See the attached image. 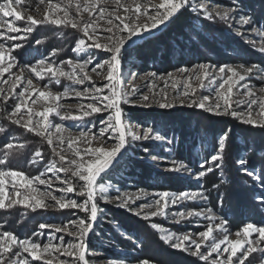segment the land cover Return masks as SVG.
<instances>
[{
    "label": "rangeland",
    "instance_id": "374dc122",
    "mask_svg": "<svg viewBox=\"0 0 264 264\" xmlns=\"http://www.w3.org/2000/svg\"><path fill=\"white\" fill-rule=\"evenodd\" d=\"M67 2L68 0H53V3H61L62 6ZM76 2L77 0H73V6L70 9V14L73 16V18L80 20L81 22H88L90 19H96L98 22L96 34L99 37L100 42L105 43V37L108 35V33L104 31V29L108 27L106 20L99 19L98 10L92 13L91 18L87 12H81L80 16L76 17ZM136 2L147 4L149 0H120L121 4L127 5L133 9L134 3ZM151 2L159 3L160 0H151ZM247 2L251 5L250 8L247 7L249 6ZM79 3L83 4L84 0H79ZM192 3L197 6L203 3L208 7L209 10L235 8L236 13H234V15H236V20L224 21L219 17H215L212 19V21L216 20L222 23V25L225 26L224 28L228 29L229 32L238 37L240 41L248 47V52H250L252 55L251 57H245V55L239 54V62L218 60L212 55H209L211 57V60L209 61L205 60L197 62L195 59L194 62H191L188 61L189 59L191 60V56L189 57L188 54H185L182 60H180V57H177L173 60L168 59V61H170L169 63H166V61H158L157 58L159 57L157 55L155 56L154 61L151 63L132 61L130 64H127V66L124 65V61L122 59L120 69L122 74V83L120 86L124 90H132L133 87L137 89L135 97H133V99L136 100V103L134 105H121L125 114V122L130 125L131 131L134 133L142 134L145 128H151L154 130V133H159L163 139L133 140L131 136L127 137L128 144L126 146V152L124 159L120 163H123L128 159L143 163L144 167H146V170L148 168L150 173H152L149 176V179H144L142 174L138 172V177H129L125 175L124 178H121L123 177L122 174L118 176L119 180L121 179L122 181L121 184L118 182V179L117 181L106 180L105 177L107 175H103L98 180V182H103L106 186L111 185V187H109V190L106 193V195L109 197L108 200L99 199V195L97 198L99 208L98 218L94 224L93 231L89 233L88 247L86 251V258L88 259L89 264H110V262L119 260H123L125 264H138V262L142 260H148L150 264H205L204 261L199 260L197 257H194L187 252L172 248L169 244L160 239V232L150 227L152 223H156L164 230L181 234L198 233L205 230L206 226L210 223H219V219L210 221L205 219L203 216L189 217L187 220L176 223L171 216V213L173 212H187L188 210L201 211L211 208L218 218L225 219V217L220 213L219 208L218 210L214 208L212 198L210 195L208 196L210 191L205 188L204 184L208 174L222 168L221 161L218 162L221 165L220 167H215L211 164H205V161L210 159L211 155L215 154V149L218 145L215 147V149L209 150L206 146L208 143H205L207 141H203V139L196 136L193 140V151L190 154V150L187 148V142H185V140L179 141L180 138L178 139L177 134L179 135L185 129L188 130L191 122H193V125L197 126H208L209 128H218L219 130L222 129L223 132L226 130L233 131V129L235 130L236 128H240L241 130V128H244L245 126L248 130L259 131V134H264V132L261 131L264 130V128L253 127L251 125L244 124L231 116L216 115L199 108L188 107L187 104L189 101L182 95L185 79L188 74L179 71L180 69L187 68L191 72L192 69L200 64L212 66L210 71H212L213 74H216L215 70L222 65L236 67L243 64L245 67H249L255 64L257 65L258 69H264V52L259 50L262 44H264V41H262L261 37L252 32L253 28H260L261 30H264V19L262 20L261 17L262 13L264 12V0H192ZM99 6L105 8L109 13L119 11L121 15H124L123 8L117 9L115 0H100ZM13 10L21 12L24 17V19L15 22L21 27L25 25L27 16H32L37 20H43L46 15L51 14L49 0H34L31 2L28 0H22L21 5H16L13 3ZM185 10L190 12L192 20L199 19L211 21L205 17L203 10L199 9L198 7L196 11H193L192 7H188L183 9L182 12ZM149 11L151 12L152 9H149ZM132 14L134 13H130V15ZM58 15L63 16V12L58 13ZM241 15L251 17L254 23L251 26L240 27L237 21ZM52 18H55V15H53ZM7 19L11 20L13 18L9 17ZM141 19L143 20V17ZM114 22L119 23V21ZM191 22L192 21L188 20L189 24H191ZM51 25L52 24L50 23H44L33 26V32L28 34L27 39L23 41H0V43H5L6 45H12L16 43L23 45L21 48H17L13 53L16 58V66L11 69L10 73H5L4 76L0 78V89L3 90V92H0V105L2 106V111L0 109V119L2 118L3 120L0 122V127H4L6 129L4 134L11 132L22 133V136H19L20 139H33V141L35 140L39 142L36 143L34 141L37 144V147L33 149V151H30L23 147H19L21 144H18L17 142L14 143L16 141V137L18 138V136L14 137L11 136V134H6V136L8 135L7 138H9L11 141H6L7 144H15L18 148H20L22 151L24 150V152L30 156V168L20 172H23L29 178L38 176L41 172H43L45 173V175L42 177L43 179L47 180L51 178L52 187H49L47 184L40 185L38 182H34V187L38 188L41 192L51 191L58 197L62 196L65 199H74L82 203L86 199V196H80L77 193L79 191V186L83 182L78 181L77 178H71L70 173L48 172L47 168L50 162H55L56 168H60L62 166L67 167V161H59V157L53 154V148H55L57 152H60L61 148H63L64 151L62 154H64L68 160L72 159V150H69L67 145L68 138L77 137L81 131H88L89 129H91V133L98 134L100 128L103 127L100 121L106 119L109 113H95L92 116L85 117L83 120H62L60 116L78 114L81 111L82 105L86 106L87 103L92 101L86 98L76 97L72 93H70V95L67 97L61 96V98L56 102L51 100L46 101L42 98H39V92L50 90L53 93H63L66 88L83 91L85 87H90L91 84L89 81H85L83 85H76L66 78H60V83L57 84L51 75L47 73L48 62H54L55 65L63 67L65 70H70L66 64H62L61 62L67 61L68 59H72L74 61L79 60L82 62L83 60L88 59L89 55L93 57L92 64H90L87 69L88 75L91 77V82L97 86H103L104 84L108 83L106 80L107 65H105L103 68H98L97 72H92L91 69L95 67L96 64H104V62L110 58L111 54L104 49L96 48L86 49L81 53L74 52L73 48L75 47V43L82 37V32L77 29H72L71 27L52 25L57 29L60 27L62 29L68 28L74 32L73 34H75V37H70L68 39L69 43L67 42L64 46H61L62 41L65 42V39H61L60 43L59 41L53 39L48 41L46 37H41V33L43 34L44 31L42 30ZM229 25H231V27H229ZM146 33L148 32H144L143 35ZM12 35L16 34L13 33ZM138 37L140 36L133 37V41H135ZM154 37L155 36L147 38L146 40L152 39ZM30 39H38V41L46 43L48 49L42 48L39 50L38 56L36 55L34 59L27 61L24 57H19L18 54L23 55V53H25V44ZM251 41H255V43H252ZM143 42L127 50H123V56L128 52V50L141 46ZM151 46L146 45L145 47H142L143 49H147ZM49 50L51 51L48 52ZM54 50L56 52L55 55H53L52 52ZM58 53L61 54L58 56ZM41 59L46 61L45 65L43 66L37 64V61ZM157 61L158 63H156ZM26 65H34L36 70L41 72L43 79L37 77L29 67H26ZM148 73H155L156 75L155 77H149L147 75ZM168 73H172V79L167 77ZM15 76H21L22 81L15 82V91H13V81ZM29 79L33 81V88H35L36 91L35 93H32L30 97L29 94H26L27 107L32 108L34 113L43 112L46 107H52L54 103H58L60 105L58 109L60 116L56 115L55 113H51L49 116L48 123L52 124L53 126L56 124L63 126L62 133L52 136V145H49L47 143V139L44 137L29 132L21 126L12 124L11 121L7 119L8 113L11 112L15 104L19 102L20 98L18 97V93L23 91V88L27 85V80ZM173 79L177 82L176 88H173L172 86ZM4 80H7L8 83H4ZM190 83L196 90V97H202L205 95L214 97L215 94L213 89L216 87V85L210 86L208 81L205 80V86L200 88V81L197 79H192ZM243 83H247L249 85L252 92L255 94V97H264V91H262V89H264V71L254 70L253 73L247 77L246 81L241 82V84ZM44 85H48V88H45ZM243 92L244 89L240 88L238 85L237 88L234 89L233 100H246L247 97L243 95ZM163 93L167 94V98L169 100H176L175 107L162 109L157 103L153 102V99H150L149 102H147L148 106H143L145 102L136 99V97L148 95L150 98L154 97L155 101H159ZM5 96L8 97L7 100H5ZM181 100L184 101L183 105L180 103ZM33 101H35V103H33ZM232 107L237 111H242L246 105H237L233 103ZM253 107L255 108L256 106ZM21 111L25 114L24 118L26 120L27 109L22 108ZM158 117L161 118L162 122L165 123V127H163L162 124H159L160 126L157 125L155 127V123L152 121V118H155L156 120ZM33 119L38 120L41 118L34 116ZM172 127L179 129L180 132L176 133V131H171V133L166 134L165 128L172 130ZM50 131L55 133V128L52 127ZM57 135H63L65 138V143L62 146L59 144V141L56 138ZM107 136L108 134H106L104 140L99 138L94 140L91 144V147H99L103 145L106 148H112L116 141L108 139ZM235 138L236 135H234L231 140L233 139V141H235ZM73 147H79L83 150L89 147V145L80 141L74 144ZM145 147L149 149L148 153L143 151ZM36 150L41 151L43 159L36 158V162L33 163L32 160ZM151 156H156L157 159L152 160ZM173 161L183 162L188 166L190 172L168 171L167 169L172 167ZM201 165H204V167L201 168ZM236 165L238 168H240L238 162ZM208 167H212L213 170L211 172H207L206 170ZM0 170H6V167L0 165ZM201 170L206 171V175L197 179L196 173ZM240 172L241 174H246L241 168ZM57 175L60 176L61 179L71 178L73 184L76 187V191L73 193H61L57 191V189L63 187L59 180L56 179ZM249 177L254 181L257 180L256 176ZM160 180H162V183ZM116 189H119V193H117ZM141 190L148 195L143 196L134 203L130 201L129 207H118L117 204L119 202L112 199L118 194L121 196H123L125 193L138 194L141 192ZM161 191H168L170 193H179L182 191L199 192L207 196V200H187L175 206L169 205L168 216L158 215L156 217L150 218L149 220L143 219L142 216L135 215V212L139 209L141 204L152 203L153 200L157 198L155 194ZM21 192L23 193L24 189H21ZM5 194L8 197V199L5 200L6 205L11 199L17 198L11 184L5 186ZM256 201L261 202L259 197L256 199ZM45 203L48 205L46 208H38L35 211H33L31 208L25 207L23 204L14 205L10 209H0V232L5 230L10 231L14 233L19 239L29 238L41 244L42 246L44 244H48L49 242L53 244H64L65 246L69 243H75L76 229L71 225H69V228L73 235H69L66 232L57 233L47 228L40 229L39 225L43 223L64 226L69 224V221H78L81 218H85L87 214L83 211H80L79 209H60L55 205V202L51 200H46ZM145 211H148V209H145ZM7 212L9 215H5V217L1 216ZM247 223H244L239 229H235L228 225L227 222L225 228L228 230L230 239H237L235 233L241 230L242 227ZM261 226L264 227V225ZM33 233H36V235L34 236ZM142 234L144 237H141L143 236ZM214 235H217L218 238L222 237V233L219 231L215 232ZM60 237H63L62 241L60 240ZM249 239H251L253 242L254 247L264 248V242L257 243L259 239L258 233H253ZM206 247L207 245L202 246V250H205ZM245 247H247V245H245ZM24 255L27 256V253ZM237 255H240V253L238 252ZM45 258L52 260L53 264H60L61 261H66L67 264H77L73 257L64 256L60 252H53L50 255H46ZM29 260H31L30 257ZM32 264H43V261H32ZM245 264H264V253H261L260 251L251 253L248 259L245 261Z\"/></svg>",
    "mask_w": 264,
    "mask_h": 264
},
{
    "label": "snow or ice",
    "instance_id": "6c2138e0",
    "mask_svg": "<svg viewBox=\"0 0 264 264\" xmlns=\"http://www.w3.org/2000/svg\"><path fill=\"white\" fill-rule=\"evenodd\" d=\"M13 3L21 5L22 0H0V41H23L27 39L28 34L33 32V26L50 23L56 26L71 27L82 32V37L75 43L73 51L76 53L84 52L86 49L96 48L104 49L109 52L110 58L104 62V64H96L91 69L92 72H97L98 68H103L107 65L106 80L108 83L103 86H97L91 82V77L88 75V66L92 64L93 57L89 55L88 59L79 60L68 59L62 61V64H66L70 70L55 65L54 62L47 63V73L51 75L55 83H60V78H66L76 85H83L85 81H89L90 87H85L83 91L66 88L63 93H53L49 91H40L39 98L44 100H51L53 102L58 101L61 96H69L70 93L76 97L86 98L92 102L87 103L86 106H81V111L78 114L63 115L60 116L58 111L60 105L54 103L52 107H46L43 112L34 113L32 108L27 107L26 94L29 97L32 93H35L36 89L33 88V81L27 80V85L23 88V91L18 93L19 102L15 104L13 110L8 113L7 119L12 124L21 126L27 131L35 133L38 136L47 139L49 145L53 144L52 136L62 133L63 126L60 124L52 125L48 123L51 113H55L60 116L62 120H83L85 117L92 116L95 113L108 112L109 115L106 119L100 121L103 127L100 128L99 133H91V129L88 131H81L79 136L68 138V149L72 150L73 158L68 160L62 152H57L53 148V154L59 157V161H67V167L56 168L55 162H50L47 168L48 172H64L70 173L71 178H77L78 181L83 182L79 186L78 195L86 196V199L80 203L74 199H65L64 197H58L53 192H41L38 188L34 187V182H38L40 185L47 184L52 187L51 178L43 179L45 173L41 172L38 176L29 178L23 172L15 171L11 169L0 170V209L12 208L14 205L23 204L25 207L31 208L35 211L38 208H46V200L55 202V205L60 209H79L85 212L87 215L85 218H81L78 221H69V224L64 226L40 224V229H51L57 233L66 232L69 235H73L70 231L69 225L76 229L75 243L53 244L49 242L43 246L34 240L29 238L19 239L14 233L10 231L0 232V264H32V261H43V264H53L52 260L46 259V255H50L53 252H60L64 256L73 257L77 264H89L86 258V251L88 247L89 233L93 231L94 224L98 218V203L97 198L108 200L109 197L106 193L111 185L106 186L103 182H98V178L102 177V174L107 175L109 171L116 168L120 162L124 159L126 152V146L128 144V136H131L133 140H162L163 137L159 133H154L151 128H145L142 134H137L131 131V127L125 122V114L122 104L134 105L137 89L133 87L132 90H124L121 88L122 74L120 72L121 63L123 59V50L130 41H133V37L141 36L144 32H150L153 29H157L160 26L167 27L168 23L173 21L174 18L181 13L182 9L192 7L193 11L202 9L207 19L212 20L215 17H219L221 20H236V9L229 8L223 10L212 9L201 3L198 6L192 3V0H160L159 3H152L151 0L147 4H141L139 2L134 3V9L127 5L121 4L120 0H115L117 9L123 8L124 15H121L119 11L107 12L105 8L100 7V0H84V3H79V0L75 3V15L79 17L81 12H87L89 17H92V13L99 11V19L106 20L108 27L104 29L108 35L105 37L106 42L101 43L97 36L98 22L96 19H90L88 22H81L73 18L70 14V9L73 6V0H68L66 4L62 6L61 3H53V0H49L50 15H46L43 20L34 19L32 16H27L26 23L23 27L17 25L15 22L24 19L23 15L19 11L13 10ZM149 9H152L150 12ZM63 12V16L58 13ZM130 13H134L130 15ZM55 15V18L52 16ZM12 17L13 19H7ZM143 17V20L141 19ZM114 21H119L115 23ZM240 27L251 26L254 22L251 17L239 16L237 21ZM82 24V26H81ZM231 27V25H229ZM252 32L264 41V30L260 28H253ZM15 33L16 35H12ZM91 42V43H89ZM255 43V41H251ZM39 43V41H37ZM23 45L20 43L6 45L0 43V78L5 73H10L11 69L16 66V58L13 55L17 48H21ZM264 52V44L259 49ZM55 50L53 55H55ZM46 61L44 59L38 60L37 64L43 66ZM37 77L43 79L41 72L36 70L34 65H26ZM212 66L200 64L194 69L187 68L180 69L182 73L188 74L184 83V90L182 95L189 103L188 107H195L202 109L206 112L214 113L216 115H228L241 121L244 124L251 125L253 127L264 128V97H255L251 88L247 83L241 84L246 81L254 70L264 71V69H258L257 65L253 64L249 67H245L243 64L233 67L229 65L219 66L213 74L210 69ZM190 73V74H189ZM99 74V73H97ZM149 77H155V73H148ZM167 77L172 79V73H168ZM163 79V78H162ZM197 79L200 81L199 87L203 88L204 81L207 80L208 84L216 85L213 89L214 97L205 95L202 97L195 96V89L192 87L190 81ZM22 81L21 76L14 77L15 82ZM4 83H8L4 80ZM244 89L243 95L247 97L246 100H233L234 89L237 86ZM173 88L177 87V82L173 79ZM48 88V85H44ZM264 91V89H262ZM0 92H3L0 89ZM5 96V100H7ZM138 100H142L143 106H148L147 102L153 99V102L157 103L162 109H169L176 106V100H169L167 94L163 93L159 101H155L154 97L150 98L148 95L136 97ZM35 103V101H33ZM180 103L183 105L184 101ZM233 103L237 105L244 104L246 107L242 111H237L232 107ZM253 106H256L255 108ZM27 109V119L25 120V114L21 109ZM38 116L41 119L34 120L33 117ZM55 128V133H52L51 128ZM6 129L0 127V133H4ZM91 133V135H90ZM47 134V135H46ZM106 134L107 138L115 140L116 143L112 148H106L103 145L99 147H91V144L97 138L104 140ZM230 130L224 131L217 141V148L215 154L210 156V159L205 161V164H211L215 167H220L218 163L223 159V153L226 150L227 142L229 140ZM57 140L62 146L65 143L63 135H57ZM82 141L89 145L85 149L79 147H73L77 142ZM106 142V141H105ZM14 147L12 143L5 145V148L11 150ZM19 147H23L20 145ZM145 153L149 152V149L145 147L143 149ZM9 153L6 151L4 158L0 159V165H4L7 161ZM36 158L43 159L40 150H36L32 162H36ZM152 160H156V156H151ZM238 163L243 172L248 176H255L254 171H250L247 167V161L244 158H240ZM204 165H201L203 168ZM174 172H190V169L183 162H172V167L167 169ZM212 167L207 168V172H211ZM206 171H198L196 178H202L206 175ZM71 178L61 179L60 176H56L60 184L63 187L57 189L61 193H73L76 191V187ZM264 183V174L261 177H256ZM11 184L15 191L17 198L11 199L6 205L5 200L8 197L5 194V186ZM24 189V192H21ZM119 193V189H116ZM148 195L142 190L138 194H127L123 196L116 195L112 199L118 201V207H129V202H135L141 199L143 196ZM156 199L152 203L141 204L139 209L135 212V215L142 216L143 219L149 220L156 216H168L169 205H177L187 200L204 199L207 200V196L199 192H179L170 193L168 191H161L155 194ZM261 203H264V197L260 198ZM222 203V200H221ZM148 209V211H145ZM131 210V209H130ZM172 218L176 223H180L183 220H187L189 217L203 216L205 219L214 221L219 219L217 224H209L206 229L198 233H173L161 228L160 225L152 223L151 228L161 233L160 239L169 244L172 248L178 249L189 253L190 255L197 257L199 260L204 261L205 264H245L251 253L260 251L264 253V248H258L253 246V242L249 237L253 233H258L259 239L257 243L264 242V227L256 226L253 223L245 224L241 230L235 233L237 239H230L228 230L225 228L227 221L223 218H218L211 208L206 210L196 211L188 210L187 212L179 211L171 213ZM221 232L222 237L218 238L214 235L215 232ZM35 236L36 233H33ZM63 240V237H60ZM207 245L205 250H202V246ZM247 245V247H245ZM62 250V251H61ZM240 255H237V253ZM27 253V256L24 254ZM29 257L31 260H29ZM235 258V260H234ZM60 264H67L66 261H61ZM110 264H125L123 260L110 262ZM138 264H150L148 260L139 261Z\"/></svg>",
    "mask_w": 264,
    "mask_h": 264
},
{
    "label": "trees",
    "instance_id": "16d2710c",
    "mask_svg": "<svg viewBox=\"0 0 264 264\" xmlns=\"http://www.w3.org/2000/svg\"><path fill=\"white\" fill-rule=\"evenodd\" d=\"M28 1L31 2L34 0ZM259 3L261 4L260 1ZM247 4L249 5L247 7L250 8L251 5L248 2ZM261 17L263 20L264 12ZM188 20L192 21L191 24L188 23ZM224 27L225 26L222 25V23L216 20H192L190 12L185 10L172 22L165 32H162L152 39L145 40L141 46L128 50L123 56L124 65L127 66V64H130L132 61L151 63L157 55L159 57L157 58L158 61H166V63L170 62L168 59L173 60L177 57H180V60H182L185 54H188L189 57L191 56V60H188L191 62H194L195 59L197 62L205 60L209 61L211 60L209 55H212L215 59L230 60V62H239V54L245 55V57H251L252 54L248 52V47ZM42 31L44 32L43 34L41 33V37H46L48 41L53 39L60 43L61 39H65V42L62 41L61 46H64L65 43L69 41L68 39L70 37H75L72 30L68 28L62 29L61 27L57 29L52 25L49 27L47 26ZM37 41L38 39H30L26 42L24 48L25 53H23V55L18 54L19 57L22 56L27 61H31L36 55L38 56L39 50L42 48L48 49L46 43L40 41L37 43ZM146 45L152 46L143 49L142 46L145 47ZM60 54L61 53H58V56ZM158 61L156 63H158ZM0 109L2 111L1 105ZM2 121L1 118L0 122ZM152 121L155 123V127L159 124H162V126L165 127V123L162 122L159 117L156 118V120L155 118H152ZM192 123L193 122H191L188 130L185 129L179 135L177 134L178 139L180 138L179 141L185 140V142H187V148L190 150V154L193 151V140L196 136L203 139V141H207L205 143H208L206 146L209 150L215 149L217 146L216 142L218 141L219 136L223 133V130L209 128L208 126H197ZM171 129L172 130L165 128L166 134L171 133V131H176V133L180 132V130L175 127H172ZM236 129L230 131L227 147L223 153V159L221 161L222 168L208 174V177L204 182L205 188L210 191L208 196H211L214 208L216 210L219 208L220 213L225 217L228 225L235 229H239L247 222L253 223L256 226H261L264 225V204L257 202L256 199L258 197H264V183L258 179L254 181L247 174H241V167L238 168L236 163L240 158H244L247 161L246 167L250 171H254L256 177H261L262 174H264V134H259V131L248 130L245 126L244 128H241V130L240 128ZM261 131L264 132V130ZM6 134H11V136L14 137L18 136V138L19 136H22V133L17 132ZM6 134L0 133V159L4 158L6 151L9 153L7 161L3 166L6 167V169L15 171L28 170L31 163L30 156L15 144H13L14 147L11 150L6 149V141L9 140V138H7L8 135L6 136ZM233 134L236 135L235 141H233V139L231 140L234 136ZM18 138L16 137L14 143L17 142L18 144L23 145V148L30 151H33V149L37 147L36 143H39L34 140L35 143L33 139L24 140ZM9 142L11 141L9 140ZM138 172L142 174L144 179H149V176L152 174L148 168L146 170L143 163L128 159L123 163H120L108 173L105 179L110 181H117L118 179V182L121 184L122 181L121 179L119 180L118 176L122 174L123 177L121 178H124L125 175L129 177H138ZM160 181L162 183V180ZM5 215H9L8 212L1 216L5 217ZM141 237H144V235Z\"/></svg>",
    "mask_w": 264,
    "mask_h": 264
},
{
    "label": "water",
    "instance_id": "95a60500",
    "mask_svg": "<svg viewBox=\"0 0 264 264\" xmlns=\"http://www.w3.org/2000/svg\"><path fill=\"white\" fill-rule=\"evenodd\" d=\"M182 10H183V9H182ZM182 10H181V12H182ZM179 14H180V13H179ZM179 14H178V15H179ZM174 19H175V18H174ZM174 19H173V20H174ZM171 22H172V21H171ZM171 22L168 23L167 27H165V26H160L158 29L153 30V31H151V32H148V33H146V34H144V35L138 37L135 41L130 42L128 45H126V47H125L124 50H127V49H129V48H131V47H134V46L140 44L141 42H143V41L146 40L147 38H150V37H153V36H156V35L161 34L162 32H164V31L168 28V26L170 25ZM103 175H104V174H102V176H103ZM99 179H100V178H98V180H99Z\"/></svg>",
    "mask_w": 264,
    "mask_h": 264
}]
</instances>
